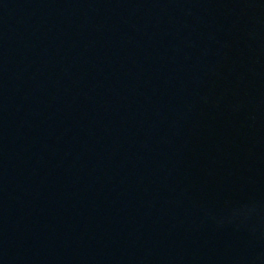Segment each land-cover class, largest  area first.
Returning a JSON list of instances; mask_svg holds the SVG:
<instances>
[{
    "label": "water",
    "instance_id": "obj_1",
    "mask_svg": "<svg viewBox=\"0 0 264 264\" xmlns=\"http://www.w3.org/2000/svg\"><path fill=\"white\" fill-rule=\"evenodd\" d=\"M0 264H264V0H0Z\"/></svg>",
    "mask_w": 264,
    "mask_h": 264
}]
</instances>
